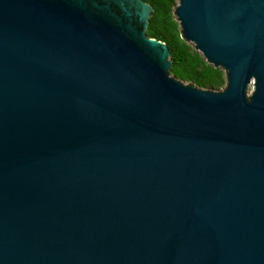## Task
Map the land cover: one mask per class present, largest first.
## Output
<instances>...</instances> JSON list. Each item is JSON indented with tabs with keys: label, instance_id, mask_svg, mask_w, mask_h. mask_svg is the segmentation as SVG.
Returning <instances> with one entry per match:
<instances>
[{
	"label": "water",
	"instance_id": "95a60500",
	"mask_svg": "<svg viewBox=\"0 0 264 264\" xmlns=\"http://www.w3.org/2000/svg\"><path fill=\"white\" fill-rule=\"evenodd\" d=\"M152 11L0 0V264H264V0H177L219 90Z\"/></svg>",
	"mask_w": 264,
	"mask_h": 264
},
{
	"label": "trees",
	"instance_id": "16d2710c",
	"mask_svg": "<svg viewBox=\"0 0 264 264\" xmlns=\"http://www.w3.org/2000/svg\"><path fill=\"white\" fill-rule=\"evenodd\" d=\"M143 1L153 8L145 34L166 43L172 61L169 74L203 89H221L225 84L224 71L208 64L201 53L180 38V28L173 14L177 0Z\"/></svg>",
	"mask_w": 264,
	"mask_h": 264
},
{
	"label": "rangeland",
	"instance_id": "374dc122",
	"mask_svg": "<svg viewBox=\"0 0 264 264\" xmlns=\"http://www.w3.org/2000/svg\"><path fill=\"white\" fill-rule=\"evenodd\" d=\"M192 45V43H190ZM193 46V45H192ZM251 87L249 86V91H250Z\"/></svg>",
	"mask_w": 264,
	"mask_h": 264
}]
</instances>
